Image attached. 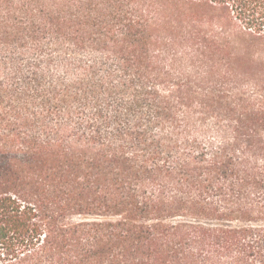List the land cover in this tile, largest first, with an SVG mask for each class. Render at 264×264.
Here are the masks:
<instances>
[{
	"label": "trees",
	"instance_id": "trees-1",
	"mask_svg": "<svg viewBox=\"0 0 264 264\" xmlns=\"http://www.w3.org/2000/svg\"><path fill=\"white\" fill-rule=\"evenodd\" d=\"M0 264H264V0H0Z\"/></svg>",
	"mask_w": 264,
	"mask_h": 264
},
{
	"label": "rangeland",
	"instance_id": "rangeland-1",
	"mask_svg": "<svg viewBox=\"0 0 264 264\" xmlns=\"http://www.w3.org/2000/svg\"><path fill=\"white\" fill-rule=\"evenodd\" d=\"M83 59L85 60V61H88V56L87 55H83Z\"/></svg>",
	"mask_w": 264,
	"mask_h": 264
}]
</instances>
